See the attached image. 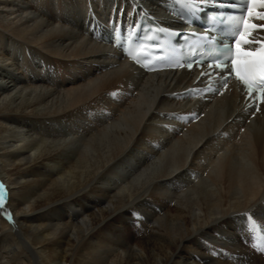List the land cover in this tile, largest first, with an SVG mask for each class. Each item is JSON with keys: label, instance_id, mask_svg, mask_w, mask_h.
Segmentation results:
<instances>
[{"label": "bare ground", "instance_id": "1", "mask_svg": "<svg viewBox=\"0 0 264 264\" xmlns=\"http://www.w3.org/2000/svg\"><path fill=\"white\" fill-rule=\"evenodd\" d=\"M146 11L0 0V264H264V103L128 62L110 35Z\"/></svg>", "mask_w": 264, "mask_h": 264}, {"label": "snow or ice", "instance_id": "2", "mask_svg": "<svg viewBox=\"0 0 264 264\" xmlns=\"http://www.w3.org/2000/svg\"><path fill=\"white\" fill-rule=\"evenodd\" d=\"M252 7L248 10V18L243 19V30L239 32V37L235 41L234 58H231V63L225 65L226 70L229 73L234 71L237 80L242 82L248 91V95L252 100V111L259 110V103H264V40L256 41L259 44V49L254 48V42L249 39L252 34V30L264 29V25H257L251 22V17L255 12V7L260 5L264 7V0H250ZM260 15L261 19H264V14L256 13ZM127 26L125 27V31ZM114 33L116 29H113ZM118 35V33H116ZM232 49H228V53H231ZM189 68L192 65L188 66ZM219 68V65L217 66ZM227 77L225 78V83ZM259 92V97L254 94ZM195 118V116H193ZM5 186L0 183V207L4 204L5 199ZM8 219H12L9 214Z\"/></svg>", "mask_w": 264, "mask_h": 264}]
</instances>
